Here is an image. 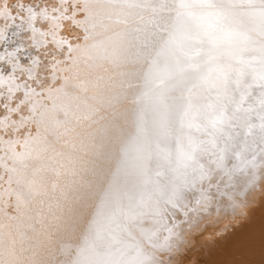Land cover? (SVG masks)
I'll return each mask as SVG.
<instances>
[{
  "label": "snow or ice",
  "instance_id": "snow-or-ice-1",
  "mask_svg": "<svg viewBox=\"0 0 264 264\" xmlns=\"http://www.w3.org/2000/svg\"><path fill=\"white\" fill-rule=\"evenodd\" d=\"M93 4L99 6L94 14L87 11ZM94 22L105 26L106 43L89 31ZM105 62L124 74L102 94L113 119L131 94L130 115L143 153L138 168L152 162L163 166L193 161L208 147L214 131L224 126V103L242 105L245 97L257 94L259 108L250 123L260 125L257 149L264 161V0H2L0 141L7 143L11 132L16 143L15 134L24 130V146L35 150L39 137L31 134L30 125L42 120L47 107L43 101L53 94L69 100L78 96L83 91L80 84L95 75L80 70ZM68 65L77 70L62 78L59 73L69 72ZM70 110L58 115L65 117ZM233 130L240 133L239 139L252 131H243L234 121L226 127ZM54 139L49 134V140ZM40 151L45 155L32 160L31 167L50 169L44 161L54 145L45 144ZM262 178L256 173L255 183ZM248 185L246 179L235 192L231 185L222 191L216 185L207 193L215 204L205 206L210 211L228 205L236 212L235 201L241 195L246 199L252 190ZM21 192L30 198L23 186ZM204 199L188 207H157L135 197H119L106 183L90 211L77 213L59 240V264H115L101 259V252L115 249L122 237L131 236L133 227L149 250L148 264H163L154 253L170 251L174 243H183L186 229L200 227ZM83 208H88L86 202Z\"/></svg>",
  "mask_w": 264,
  "mask_h": 264
},
{
  "label": "bare ground",
  "instance_id": "bare-ground-1",
  "mask_svg": "<svg viewBox=\"0 0 264 264\" xmlns=\"http://www.w3.org/2000/svg\"><path fill=\"white\" fill-rule=\"evenodd\" d=\"M98 7L90 5L87 11L94 14ZM89 31L99 38L98 42L108 41L102 23H90ZM65 67L69 72L61 71L62 78L77 70L75 66ZM80 71L95 75L90 82L80 84L83 91L78 96L69 100L53 94L43 101L47 107L42 120L30 125L31 134L39 137L35 150L24 146V130L15 134L16 143L11 132L7 143L0 141V264H59V240L68 233L77 213L86 215L90 211L106 183L119 197H135L157 207H188L205 197L200 206L205 213L200 227L186 229L183 243H174L170 251L154 253L163 264H264V178L255 183L256 173L264 176V161L259 159L257 149L260 125L250 123L259 108V94L245 97L242 105L224 103V126L214 131L208 147L198 151L193 161L177 160L163 166L152 162L138 168L137 160L143 153L130 115L134 107L131 94L115 119L102 99L106 89L123 80V72L107 62ZM66 108L71 110L65 117L58 115ZM233 121L243 131H252L239 139L240 133L226 131ZM104 128L107 130L102 131ZM151 131L149 121L146 132ZM49 134L55 139L50 141ZM48 143L55 147L44 161L51 168L33 169L32 160L45 155L40 148ZM253 154L256 159H252ZM246 179L252 190L246 199L241 195L235 201L236 212L228 205L207 209L205 205L215 204L207 195L209 189L221 185L222 191L225 185H231L235 192ZM21 186L31 194L29 199H25ZM217 220V227L203 228V224ZM140 235L133 227L130 237H122L115 249L105 247L100 258L115 264H148L149 250L140 243ZM169 256L175 259L169 261Z\"/></svg>",
  "mask_w": 264,
  "mask_h": 264
},
{
  "label": "rangeland",
  "instance_id": "rangeland-1",
  "mask_svg": "<svg viewBox=\"0 0 264 264\" xmlns=\"http://www.w3.org/2000/svg\"><path fill=\"white\" fill-rule=\"evenodd\" d=\"M71 33H73V32H71ZM76 36H79V35H76Z\"/></svg>",
  "mask_w": 264,
  "mask_h": 264
}]
</instances>
